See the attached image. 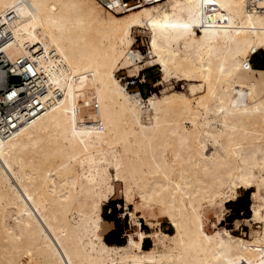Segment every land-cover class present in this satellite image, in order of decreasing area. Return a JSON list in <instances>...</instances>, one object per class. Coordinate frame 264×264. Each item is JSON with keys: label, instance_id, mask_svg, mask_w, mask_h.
I'll return each instance as SVG.
<instances>
[{"label": "bare ground", "instance_id": "obj_1", "mask_svg": "<svg viewBox=\"0 0 264 264\" xmlns=\"http://www.w3.org/2000/svg\"><path fill=\"white\" fill-rule=\"evenodd\" d=\"M2 18L14 33L7 57L36 61L50 91L43 111L0 136V264H264V194L255 238L207 230L209 212L219 222L264 171V72L259 84L243 78L264 49L263 11L248 0H163L121 15L96 0H0ZM138 30L150 33L149 57L134 48ZM142 63L186 91L146 106L117 77ZM82 79L96 84L90 118L72 100ZM118 184L132 221L166 217L174 232L108 243L100 209Z\"/></svg>", "mask_w": 264, "mask_h": 264}, {"label": "rangeland", "instance_id": "obj_2", "mask_svg": "<svg viewBox=\"0 0 264 264\" xmlns=\"http://www.w3.org/2000/svg\"><path fill=\"white\" fill-rule=\"evenodd\" d=\"M136 42L134 48L139 49L143 52L146 57H149L150 52V33L148 31L143 32L138 30L136 32ZM253 66H259L264 64V49L259 51L252 57ZM143 70L137 76H131L127 68H120L117 72V77L121 80V83L125 86H129L128 90L131 92L141 91L142 96L145 100V105L148 106V99L153 94L161 96L163 93L169 92L171 90H183L186 91L188 85L186 81H177L176 79H171L170 81L162 80V71L159 65L150 67L141 64ZM251 67H247L245 70H250ZM244 71V80H247L248 74ZM260 73V72H259ZM242 78V80H243ZM256 84H259L262 81H259L258 78H254ZM11 82H20L19 77H11ZM95 89L96 84L92 79H82L75 87L73 93V104L74 108L78 114L84 118H90L94 102H95ZM150 117H152V111L147 112ZM191 124L188 123L187 126ZM256 183L252 188L249 189H240L238 196L226 203V210L224 211V216L218 222L216 215L210 211L208 216L210 222L207 223V230L213 232L215 229L213 223L219 227H224L232 232L233 235L244 237L245 239H253L259 235L262 231V224L256 220H253L252 217V204L260 202L264 194V171L261 173H256ZM121 186L117 185L116 195L111 199L109 203L104 204L100 213L103 217L102 219V234L104 238L110 232L109 230L115 228L114 221L107 220L104 217V214H109L110 212H115L117 214V219L120 221L119 229L113 234L110 238H119L120 234L122 236L120 240L127 241L128 235L136 233L138 228L146 232H152L153 230H163L165 232L170 231L169 233L174 232V228L171 225L168 218L164 217L161 220L160 225L155 224L153 228L149 226L147 220L144 217L139 216L141 213H138L135 221H132L130 211L126 208L125 198L120 192ZM256 194V198L253 197V194ZM130 210L134 211V205H130ZM151 221H155L154 218H151ZM71 221L73 223H78V217L72 216ZM141 226H138L139 223ZM12 224V222H11ZM109 231V232H108ZM112 231V230H111ZM108 232V233H107ZM106 234V235H105ZM124 244V243H123ZM153 244L151 238H146L144 241V247L150 248ZM26 258L24 257V260Z\"/></svg>", "mask_w": 264, "mask_h": 264}, {"label": "built area", "instance_id": "obj_3", "mask_svg": "<svg viewBox=\"0 0 264 264\" xmlns=\"http://www.w3.org/2000/svg\"><path fill=\"white\" fill-rule=\"evenodd\" d=\"M104 9L121 15L139 9L143 3L153 4L163 0H96ZM262 3V6L259 5ZM250 9L264 12V0H248ZM16 17L14 10L5 13L7 21ZM14 42V33L4 19H0V136L6 137L8 129L16 130L44 110L45 97L50 91L48 76L40 71L36 61L27 57L10 59L6 50ZM257 53L253 51L251 57ZM248 61L251 65L252 60ZM3 74V77L1 76ZM19 77L20 82H11Z\"/></svg>", "mask_w": 264, "mask_h": 264}, {"label": "trees", "instance_id": "obj_4", "mask_svg": "<svg viewBox=\"0 0 264 264\" xmlns=\"http://www.w3.org/2000/svg\"><path fill=\"white\" fill-rule=\"evenodd\" d=\"M254 67L264 69V64L259 65V66H254ZM104 217L107 220L114 221V223H115V228L106 235V237H105L106 241L108 243H111V244H123V243H125V241L119 239L122 236V234H120L119 238H115V239L110 238L113 234H115V232H117V229H119L120 221L117 219V214L113 211V212H110L109 214H104ZM168 232H170V231H168Z\"/></svg>", "mask_w": 264, "mask_h": 264}, {"label": "crops", "instance_id": "obj_5", "mask_svg": "<svg viewBox=\"0 0 264 264\" xmlns=\"http://www.w3.org/2000/svg\"><path fill=\"white\" fill-rule=\"evenodd\" d=\"M252 57H253V56H252ZM251 60H252V58H251ZM246 72H247V74H248L249 79L251 80V79H254V78L258 77L259 72H264V69H262V68H256V67H254L253 64L251 63V69L248 70V71H246ZM113 229H114V227H113ZM113 229H111V230H113ZM111 230H109V231H111ZM109 231H108V232H109ZM108 232H107V233H108ZM105 235H106V234H105ZM105 240H106V238H105Z\"/></svg>", "mask_w": 264, "mask_h": 264}]
</instances>
